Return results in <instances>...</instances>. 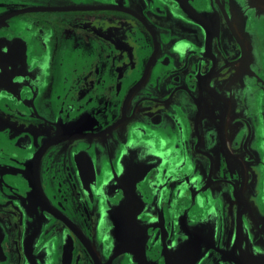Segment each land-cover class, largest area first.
Listing matches in <instances>:
<instances>
[{
    "label": "flooded vegetation",
    "instance_id": "af4514ba",
    "mask_svg": "<svg viewBox=\"0 0 264 264\" xmlns=\"http://www.w3.org/2000/svg\"><path fill=\"white\" fill-rule=\"evenodd\" d=\"M0 264H264V3L0 0Z\"/></svg>",
    "mask_w": 264,
    "mask_h": 264
},
{
    "label": "water",
    "instance_id": "95a60500",
    "mask_svg": "<svg viewBox=\"0 0 264 264\" xmlns=\"http://www.w3.org/2000/svg\"><path fill=\"white\" fill-rule=\"evenodd\" d=\"M258 1H260V2L264 3V0H258Z\"/></svg>",
    "mask_w": 264,
    "mask_h": 264
}]
</instances>
